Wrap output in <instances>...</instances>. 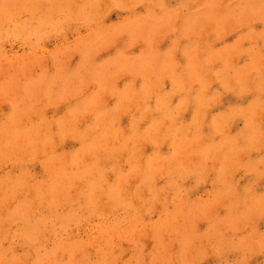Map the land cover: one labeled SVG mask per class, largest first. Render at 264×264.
<instances>
[{
	"label": "rangeland",
	"instance_id": "374dc122",
	"mask_svg": "<svg viewBox=\"0 0 264 264\" xmlns=\"http://www.w3.org/2000/svg\"><path fill=\"white\" fill-rule=\"evenodd\" d=\"M39 263L264 264V0H0V264Z\"/></svg>",
	"mask_w": 264,
	"mask_h": 264
},
{
	"label": "bare ground",
	"instance_id": "6f19581e",
	"mask_svg": "<svg viewBox=\"0 0 264 264\" xmlns=\"http://www.w3.org/2000/svg\"><path fill=\"white\" fill-rule=\"evenodd\" d=\"M118 97V96H117ZM118 108V107H117ZM96 118V117H95ZM100 118V117H99ZM101 119V118H100ZM99 120V119H98ZM153 123V122H152ZM98 127V126H97ZM103 128V127H102ZM150 128V127H149ZM110 131V130H109ZM152 132V131H151ZM94 134V133H93ZM158 140V139H157ZM179 159V158H178ZM137 160V159H136ZM146 162V161H145ZM137 164V163H136ZM175 164V163H174ZM159 173V172H158ZM133 176V175H132ZM120 178V177H119ZM131 178V177H130ZM52 180V179H51ZM122 180V179H121ZM53 182V181H52ZM58 183V182H57ZM50 184V183H49ZM62 186V185H61ZM105 186V185H104ZM30 187H32V186H30ZM36 187V186H35ZM34 189H35V191L37 192V193H39V195H41V198H44L45 200L49 197V196H52V197H59L58 196V192H57V190L59 191V187L57 188V189H52V187H51V189L49 190V188H47V186L46 187H36V188H33V191H34ZM82 198V197H81ZM38 199H40V198H38ZM55 199V198H54ZM80 199V198H79ZM57 200H58V198H57ZM78 200V199H77ZM36 201H37V199H36ZM38 202V201H37ZM49 201H47V203H48ZM54 202V201H53ZM56 203V202H55ZM54 203V204H55ZM27 204V203H26ZM42 204V203H41ZM62 204V203H61ZM60 204V205H61ZM25 205V204H24ZM39 206H40V204H39ZM52 206V205H51ZM56 206H57V203H56ZM59 206V205H58ZM89 206V205H88ZM27 207V206H26ZM22 208V207H21ZM52 208V207H51ZM20 209V208H19ZM27 209H29V208H26V210ZM59 213V212H58ZM57 213V214H58ZM54 214H55V212H54ZM23 215H24V213H23ZM27 216V215H26ZM64 216V215H63ZM28 217V216H27ZM54 217L56 218V216L54 215ZM33 218V217H32ZM64 218V217H63ZM36 219V218H35ZM39 219V218H38ZM32 220V219H31ZM54 219H52V221H53ZM58 220H59V218H58ZM64 220V219H63ZM68 220V219H67ZM18 221V220H17ZM27 221V220H26ZM29 221V220H28ZM47 221H45V223H46ZM23 223V222H22ZM39 223H40V221H39ZM57 223V222H56ZM61 223V222H60ZM14 224H16V223H14ZM31 224V223H30ZM51 224V223H50ZM52 224H54V223H52ZM65 224V223H64ZM28 226V225H27ZM26 226V227H27ZM50 226V225H49ZM37 227V226H36ZM44 228V227H43ZM21 229V228H20ZM40 229H41V227H40ZM23 231H25V230H23ZM44 231H45V228H44ZM20 232V231H19ZM37 232V231H36ZM41 233H42V231H41ZM20 234V233H19ZM23 236V235H22ZM26 236V235H25ZM28 240V239H27ZM32 241V240H31ZM30 244V243H29ZM2 251V250H1ZM7 251V250H6ZM3 252V251H2ZM2 256V255H1ZM7 256V255H6ZM3 257H5V256H3ZM4 259V258H3ZM44 262V261H43ZM39 264H41V263H39Z\"/></svg>",
	"mask_w": 264,
	"mask_h": 264
}]
</instances>
